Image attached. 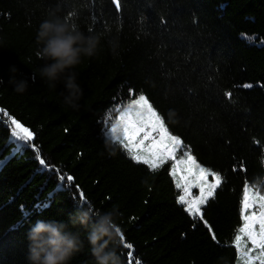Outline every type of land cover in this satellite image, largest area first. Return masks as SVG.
<instances>
[{"label": "trees", "instance_id": "1", "mask_svg": "<svg viewBox=\"0 0 264 264\" xmlns=\"http://www.w3.org/2000/svg\"><path fill=\"white\" fill-rule=\"evenodd\" d=\"M120 3L0 0V108L33 131L35 146L15 141L0 112V264H27L35 221L67 222L80 207L118 210L123 243L133 246L128 257L119 240L122 264H236L230 245L243 187L264 180V0ZM53 14L104 37L75 69L83 93L76 109L64 103L62 83L51 89L38 74L45 61L36 33ZM113 36L117 54L106 43ZM10 66L29 82L22 94L8 83ZM141 92L198 162L225 178L202 206L203 220L177 202L171 162L153 174L104 131L121 102ZM70 264H91L86 240Z\"/></svg>", "mask_w": 264, "mask_h": 264}, {"label": "snow or ice", "instance_id": "2", "mask_svg": "<svg viewBox=\"0 0 264 264\" xmlns=\"http://www.w3.org/2000/svg\"><path fill=\"white\" fill-rule=\"evenodd\" d=\"M112 3L116 10H120V0H112ZM243 87L250 88L252 85L245 84ZM227 95L231 97L230 93ZM116 111L114 119L108 118L110 126L106 129L111 142L119 146L133 162L147 166L153 174L171 162L169 175L180 192L177 202L184 205L185 212L190 216L203 220L202 206L215 198L217 190L225 182L223 175L198 162L191 147L170 131L162 114L143 92L132 96L127 103L121 102ZM0 112L7 117L11 137L26 146L35 147L33 131L2 108ZM36 155L41 167H47L38 149ZM60 179L63 181L65 177L61 176ZM66 180L70 185L74 178L67 175ZM193 189H198L199 194L194 195ZM78 199L85 201L83 192ZM240 219L242 223L230 245L236 251V264H264V180L258 179L255 183L245 181ZM124 239L121 235L120 240ZM212 239H216L215 235ZM124 247L131 249L133 246L127 243ZM127 255L131 257L133 254L128 252ZM136 264H140V261L137 260Z\"/></svg>", "mask_w": 264, "mask_h": 264}, {"label": "clouds", "instance_id": "3", "mask_svg": "<svg viewBox=\"0 0 264 264\" xmlns=\"http://www.w3.org/2000/svg\"><path fill=\"white\" fill-rule=\"evenodd\" d=\"M102 39L104 37L100 33L89 31L85 34L74 24L54 14L38 26L36 55L45 61L38 74L51 89L62 83L63 101L73 109L79 107L78 101L83 94L75 69L83 58L98 54ZM106 43L111 52L117 54L118 38H107ZM17 71L15 66H10L8 83L15 92L22 94L29 82L16 79ZM3 83L0 78V84ZM119 215L116 208L92 213L80 207L69 216L67 222L37 219L26 234L27 264H70L73 257L84 251L85 240L91 264H122L117 252Z\"/></svg>", "mask_w": 264, "mask_h": 264}, {"label": "bare ground", "instance_id": "4", "mask_svg": "<svg viewBox=\"0 0 264 264\" xmlns=\"http://www.w3.org/2000/svg\"><path fill=\"white\" fill-rule=\"evenodd\" d=\"M116 116V115H115ZM115 116H113L112 117V119H114L115 118ZM110 125L109 124H107V126L105 127V132H106V129H107V127H109ZM171 177V176H170ZM180 195V193L178 194V196ZM178 196H177V200H178ZM182 208H183V210H184V205H181V204H179ZM184 212H185V210H184ZM188 216H189V214L187 213V212H185ZM120 236H121V234H120ZM121 241V240H120ZM121 244H122V246L124 247V243H123V241H121ZM129 251L131 252L132 251V248L131 249H129ZM129 257V256H128Z\"/></svg>", "mask_w": 264, "mask_h": 264}, {"label": "rangeland", "instance_id": "5", "mask_svg": "<svg viewBox=\"0 0 264 264\" xmlns=\"http://www.w3.org/2000/svg\"><path fill=\"white\" fill-rule=\"evenodd\" d=\"M209 180H211V177H209ZM193 194L194 195H198L199 194V190L198 189H193Z\"/></svg>", "mask_w": 264, "mask_h": 264}]
</instances>
